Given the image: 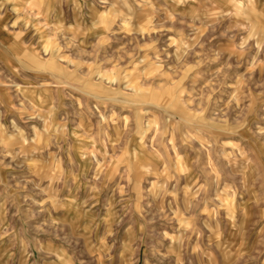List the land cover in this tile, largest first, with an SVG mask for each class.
<instances>
[{"label": "rangeland", "instance_id": "obj_1", "mask_svg": "<svg viewBox=\"0 0 264 264\" xmlns=\"http://www.w3.org/2000/svg\"><path fill=\"white\" fill-rule=\"evenodd\" d=\"M0 264H264V0H0Z\"/></svg>", "mask_w": 264, "mask_h": 264}]
</instances>
